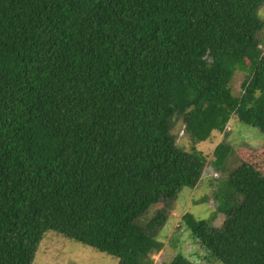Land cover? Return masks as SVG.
I'll use <instances>...</instances> for the list:
<instances>
[{"label": "trees", "instance_id": "obj_1", "mask_svg": "<svg viewBox=\"0 0 264 264\" xmlns=\"http://www.w3.org/2000/svg\"><path fill=\"white\" fill-rule=\"evenodd\" d=\"M263 4L0 0V264H32L48 230L154 264L169 210L201 179L194 144L234 115L264 133ZM178 117L190 149L170 133ZM213 155L224 219L180 223L210 262L264 264V174L227 142Z\"/></svg>", "mask_w": 264, "mask_h": 264}, {"label": "rangeland", "instance_id": "obj_2", "mask_svg": "<svg viewBox=\"0 0 264 264\" xmlns=\"http://www.w3.org/2000/svg\"><path fill=\"white\" fill-rule=\"evenodd\" d=\"M259 15L264 19V4L260 8ZM261 37L260 47L264 52V28ZM244 74L243 70H237L230 82L232 92L236 95L240 93ZM170 133L178 145L186 149H190L193 145L185 131L182 117L174 118ZM220 142L231 144L245 161L264 174V133L257 127L239 121L236 115L231 117L223 132L213 131L206 140L194 144L195 148L205 155L206 164L198 184L191 189L187 188L180 192L172 211L169 210L166 221L160 227L157 233L159 245L152 253L154 264L168 262L176 254H182L195 264H222L221 261L214 258L212 259L215 262H210L205 253L200 257L197 251H201V247L180 223L185 212H191L196 217L204 218L216 226H219L224 219L220 213L217 216L212 214L215 210L212 194L218 180L219 173L217 170L220 165V161L216 160L213 155V150ZM155 210L156 207L151 208L146 215L151 216ZM117 263V256L98 251L53 230L45 232L32 261V264Z\"/></svg>", "mask_w": 264, "mask_h": 264}]
</instances>
